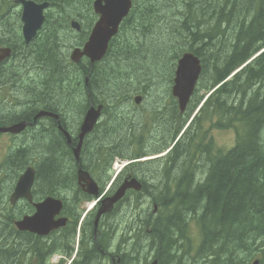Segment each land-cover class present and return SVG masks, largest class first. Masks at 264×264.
I'll return each instance as SVG.
<instances>
[{
  "label": "trees",
  "instance_id": "trees-1",
  "mask_svg": "<svg viewBox=\"0 0 264 264\" xmlns=\"http://www.w3.org/2000/svg\"><path fill=\"white\" fill-rule=\"evenodd\" d=\"M47 1L64 9L60 17L68 20L78 18L82 9L88 12L91 3V0ZM133 1L134 7L121 27V34L112 40L101 62L91 64L83 59L77 66L68 63L75 70L72 79L69 67H64L63 63V49L71 39L69 23H53L48 13L39 38L29 46L21 42L25 48H19L11 37L17 30L15 23L7 25L1 14L0 47L12 46L14 51L9 67L1 69L4 73L1 87L11 88L4 99L27 106L23 109L26 113L18 114L16 121L29 120L42 107L52 111V108L71 105L56 106L52 101L56 96L77 102L82 84L85 96L91 95L92 89L101 97L94 104L114 106L135 94L150 96L148 92L154 98L165 99L172 97L177 61L187 52L195 54L202 63V72L194 94L185 113L178 111L177 104L167 110L172 121H164L161 132L152 133L156 140L155 150L146 154L139 144L140 139L153 137L149 130L141 134L132 125L131 114L119 119L121 112H114V108L107 115L116 120L114 131L117 135L110 138L104 132L105 137L96 135L95 138H100L108 149L105 151L110 158L108 169L116 157L138 160L148 154L161 153L172 145L203 102L169 155L157 161H162L167 170L171 162H188L191 172L205 162L211 166V180L191 185L188 190L181 188L179 197L154 199L160 213L163 212L158 219L152 214L145 216L142 232L147 247L156 248L160 264L188 261L194 264L202 259L206 264H244L262 250L264 243V0ZM5 5L7 10L15 8L14 0H0V6ZM217 10L220 11L219 20L215 21L213 14ZM131 18L136 21H130ZM92 27L90 23L83 25L78 45L86 40ZM71 48L73 46L69 45ZM3 89L0 96L5 92ZM165 112L157 109L153 113L161 119ZM104 122L97 129L108 123ZM154 122L161 121L154 119ZM129 127L128 138L125 135L117 138ZM216 129L237 132L238 142L229 152L219 153L215 149L209 134ZM112 139L118 141L117 147ZM42 149L36 145L32 150ZM94 152L95 166L90 170L96 171L92 172L94 176L102 177L104 171L99 173L101 162L97 157L100 148ZM21 154L8 155L7 161L0 166L4 178L24 169ZM62 162L54 159L49 165L39 167L36 179L42 192L57 194L59 187L69 186L64 177H70L71 173H67ZM14 164L22 165L16 167ZM154 166L158 164L149 161L143 168L156 173L159 168ZM135 170L136 164H132L119 176L130 173L136 177ZM5 192L0 184V204ZM151 204L146 207L152 209ZM184 211L191 221L196 220L201 226L203 241L194 257L189 252L191 245L187 254L182 252L187 241V227L180 223ZM7 217L8 213L0 206V264H9Z\"/></svg>",
  "mask_w": 264,
  "mask_h": 264
},
{
  "label": "flooded vegetation",
  "instance_id": "flooded-vegetation-1",
  "mask_svg": "<svg viewBox=\"0 0 264 264\" xmlns=\"http://www.w3.org/2000/svg\"><path fill=\"white\" fill-rule=\"evenodd\" d=\"M96 0H91L89 3V11L85 12L84 9L81 10L78 18L68 20L61 14L64 13V10L59 15H54L52 17V3L47 0H42L39 3H49V7L44 11L45 20L42 26V29L38 31L37 36L32 40V42L25 44L23 38V21H22V12L21 15L15 16L14 21L11 20L13 16H7L3 14L2 20L10 25L11 22L15 23L14 26L19 22V28L21 32V38L17 42L19 48H25V46L31 45L37 37L39 38L42 30L45 28L47 15L51 14L50 20L53 23H62L67 22L70 24L69 30H73L77 35H80L81 29L77 30L72 27L71 22L73 20L78 21L81 25L90 23L95 24L99 15L94 11V4ZM23 11V8H21ZM1 15V11H0ZM18 21V22H17ZM130 21L135 22V18H131ZM123 24V22H122ZM121 24V26H122ZM12 37V36H11ZM22 40V41H21ZM24 45L20 44L21 42ZM111 43V42H110ZM85 45H75V48H84ZM11 48V55H13L12 46H1V49ZM63 63L69 65H79L83 59L82 58L77 64L71 60V53L64 50ZM69 59H68V57ZM10 59H6L0 63V79L4 77L3 68L9 67ZM91 64V59H88ZM16 67V66H15ZM75 67V66H74ZM2 82L0 81V93L3 89L1 87ZM5 90L4 94L0 96V101L2 100L5 106L8 107V110L4 113H0V128H12L18 126L19 124L26 123V128L22 130L21 133L15 134L10 132L2 133L0 136H16L20 140L18 147L8 155L15 154L16 152H21L24 156L23 168L31 166L36 171V177L34 178L33 186V200L32 202L27 199H21L15 203L10 201L16 184L13 186L9 198L6 199L7 203V213H8V222H9V231H8V254L9 255V264H160L159 259L156 258L157 251L154 249L152 255L147 262H143V232H142V208H141V197L147 196L148 199L154 200L160 197H164L166 193H169L173 196L179 197V190L190 188L191 185L195 184H204L211 180L208 176V167L206 163L199 164V167H195L193 172L189 169V163L184 161L171 162L167 170L166 166L161 162L160 168L157 172H150L151 174L141 175V169L139 174V169L137 174L140 175L139 181L143 183L142 192H135L132 188L128 190L126 196L121 199L118 203L115 204L112 211L105 213L98 220V214L100 209L103 206L105 199L112 197L116 191L125 183L132 179L130 175L119 176L114 181L113 185L108 193L99 198L100 194V183L103 181L101 177L91 176V178L98 184L97 193H91L89 190V180L86 177H80V170H84L87 173H92L93 169L90 170L95 162V149L100 148V154H97L99 161L101 163L99 167V173L105 171L108 175L107 168L109 159L105 156L106 148L104 142L100 138L96 139V135L100 131H104L106 135L110 138L116 136L117 132L111 128L100 127L99 129H94V131L88 134L83 142L82 150L80 151V158L76 156L74 150L79 144V135L84 125V118L86 113L76 115L73 112V107H56L52 108L53 110H47L42 107L40 111L31 116L29 120L16 121L18 114H25L26 112L23 109H27V106L21 103H10L8 100L4 99L5 94L11 92V88L3 89ZM11 97V96H10ZM59 101L52 100L56 106H62L64 103H71L68 97L56 96ZM86 102L90 104L92 101V96L89 94L85 96ZM13 100V98H11ZM152 101H160V106L150 107V109H160V110H171L172 105L176 100L174 98H160V99H151ZM14 101V100H13ZM62 101V103H60ZM84 102V103H86ZM60 103V104H59ZM86 103V104H87ZM140 106H135L134 108L140 109L142 111L145 109ZM20 109V110H17ZM86 109V107H85ZM47 113L49 115H43L42 117L35 119V117L40 113ZM127 110H125V113ZM70 114V115H69ZM102 120L98 125L102 124ZM149 119H145L142 123L137 125L140 132L150 130L151 123ZM63 129L67 131L70 136V150L71 157L67 158V148L69 138L66 133L63 132ZM264 129V126H263ZM7 134V135H6ZM31 135L36 138L32 139ZM22 138V139H21ZM41 141V146L43 149L41 151L35 150L37 139ZM34 140V141H32ZM113 140V139H112ZM238 140V137H237ZM115 147L118 146L117 142L113 140ZM31 143V144H29ZM147 143L146 147L150 145H155V137L148 139L147 141L140 139L139 144L144 145ZM237 143V141H236ZM69 145V144H68ZM39 146V145H38ZM139 153H143V150H136ZM7 155V156H8ZM37 156L34 159L31 156ZM30 157V158H29ZM63 161V166L68 167L66 171L71 173V176H65L64 181L76 183V189L81 190L78 192L72 187H66L70 192H61L60 190L66 189L65 187H59L57 194H47L42 192L43 188L39 186L37 178V173L39 167H44L49 165L52 160ZM67 160L70 161V164L67 163ZM7 161V160H6ZM16 165V164H14ZM22 165V164H21ZM21 165H16L17 167ZM77 169L76 176L74 175V170ZM96 172V171H94ZM93 172V173H94ZM106 175V177H108ZM19 178V177H18ZM154 179V182L151 181ZM17 180V179H16ZM18 181V180H17ZM63 181V182H64ZM81 182V183H80ZM36 183V185H35ZM149 184H152V188L149 187ZM177 185H181L178 187ZM142 193V194H141ZM48 197L56 198L61 200L63 203V208L61 213L57 215L55 220L64 218L67 220L64 227H60L57 230L50 232L48 235L43 236L37 233H32L28 231L17 230V223L29 216H34L37 212V206L39 203L45 201ZM99 198V200H97ZM96 203L93 204V201ZM158 210V209H157ZM133 212V213H131ZM157 215V211H155ZM184 214H187V211H184ZM185 217L180 220V223L184 224ZM179 223V222H178ZM151 263H150V261ZM264 262V259H263Z\"/></svg>",
  "mask_w": 264,
  "mask_h": 264
},
{
  "label": "water",
  "instance_id": "water-1",
  "mask_svg": "<svg viewBox=\"0 0 264 264\" xmlns=\"http://www.w3.org/2000/svg\"><path fill=\"white\" fill-rule=\"evenodd\" d=\"M131 0H96L94 3V8L96 13L99 14V21L92 28L89 40L86 42L83 49L77 48L71 53V59L76 63L81 60L82 57L86 56L91 59V61L98 62L101 61L108 50L109 42L118 32V27L122 23L124 17L129 14L132 7ZM15 4L22 5V21L24 23L23 33L26 44L31 42L38 33V30L42 28L44 24V11L49 7V3L39 4L34 1L28 0H16ZM72 27L80 30V25L77 22L72 23ZM11 50L4 49L0 51V62L10 56ZM202 72L201 61L193 53H185L182 58L178 61V66L176 70L175 84L173 87V95L179 100L180 112L184 113L190 102L194 90L196 88ZM142 100L141 97L136 98V102L139 104ZM102 107L98 109L92 107L88 113L85 123L82 127L81 137L90 132L95 125L99 114L101 113ZM43 115H49L47 113L38 114L35 119L42 117ZM26 128V123L19 124L12 128H0L2 133H21L23 129ZM80 151V146L75 152L78 155ZM80 177H86L89 180V191L98 195L97 185L92 181L86 173L80 172ZM36 177V171L33 167H28L25 172L20 177L15 191L11 197V202L15 203L21 199H28L32 201V191L34 185V178ZM135 189L140 191L142 184L133 179L131 181L125 182V184L120 187L116 194L107 199L98 213V219L104 213L111 211L118 201L122 199L128 189ZM61 201H57L53 198H48L43 203L37 206V213L32 217H26L22 221L17 223L20 231H30L33 233H38L40 235H47L49 232L58 229L66 224V219H58L55 221V216L58 215L62 210ZM258 264V262H254Z\"/></svg>",
  "mask_w": 264,
  "mask_h": 264
},
{
  "label": "rangeland",
  "instance_id": "rangeland-1",
  "mask_svg": "<svg viewBox=\"0 0 264 264\" xmlns=\"http://www.w3.org/2000/svg\"><path fill=\"white\" fill-rule=\"evenodd\" d=\"M52 10H53V14H52V17H53L54 15L61 14L64 9L60 8L59 6H55L54 5V6H52ZM0 11H2L1 14H5L7 16H13L11 20L14 21L13 18H15V16L21 15L22 9H21V7L16 6L12 10H7L6 5H5L3 7L0 6ZM219 12L220 11L217 10V12H215V14H213L215 16L213 18V20L217 21V18L219 20ZM52 17H50V18H52ZM18 25H19V22L15 26V28L17 30H15L14 33L12 34V39L14 41H17L19 38H21V32H20V28H19ZM69 33L71 35V39H68L66 41V42H68V47H65L64 48V50H66L68 52L67 54H69V53L72 52V50L75 48V45H77L78 44V41L81 39V34L80 35H77L73 30H69ZM69 45H72L73 48L69 49ZM68 59H69V57H68ZM74 73H75V70L74 69H70V77H71L70 79L74 78L73 77V74ZM83 90H84V86L82 84L80 98L78 99L77 102H71V103H69L71 105H68L69 107H73V112L76 115H78V116H79V114H81L82 111L85 114L86 113V110H87V109H85V106H87L88 103L86 102L85 93H84ZM162 93H164V95H165V90L162 91ZM170 93H172V90H171ZM148 94H150V96L147 95L143 100H141V101H143L141 107L145 108L143 111H142V108H141V110L140 109H137V108H134L135 106H137L136 101H135L136 98H138V97H141L142 98L144 96V94H141V93L135 94L132 98H128V100L127 99L121 100V101H119V104L118 105H114L112 107H115V111L114 112H121L120 115H119V119L124 118L123 115H125V114H126V116H129L128 113L131 114L129 116V118L133 121V124L132 125L135 126V130H138V128H137L138 126L137 125H139L140 123H142L145 119H150V121H151V127H150L149 132L154 137V135L152 133H155V135L158 134V133H160L161 132V128L163 126L162 124H164V121L165 122L166 121L171 122L172 121V116H171L170 113L167 112V110H165L166 112L161 115V117H162L161 119L156 118L154 116V113L153 112L155 110H157V108L150 109V110H149V108L151 106L152 107L157 106V104L160 102V101H152L151 99H160V98H154V97H152L150 92H148ZM91 95H92V99L93 100H97L98 101L101 98V97L99 98V96H96L95 93L92 91V89H91ZM160 96H161V94H160ZM105 97L108 98V96H106V95H105ZM54 100L59 101V99L56 98V97L54 98ZM107 100H111V99H107ZM84 102H86L87 104L84 103ZM60 103H62V101ZM0 104H1L0 105V108L3 109V107H2L3 106L2 105L3 104V101L2 100L0 101ZM124 104H127V106H125ZM109 106H111V105H109ZM174 106L175 105H172V107H174ZM1 109H0V113H4L5 111H2ZM65 109L68 112V110H67L66 107H65ZM17 110H20V109H17ZM125 110H127L126 113H125ZM154 119L160 120L161 122L160 123H157V122H154L153 123V120ZM101 120L103 121L102 124L103 123H106L104 121H107L108 122L103 127H107V128L112 127V129L115 130L114 129L115 128L114 125L116 123V120H111L110 118H107L105 115L102 117ZM128 131L131 132V127L126 128V129H123L122 132H121V135H118L117 138H121V136H124V135L126 136V138H128ZM234 133L235 132L233 130L216 131V132L213 131L211 135L213 136L214 144H215V147H217V150H220L223 153L229 151L235 145V142H236V137H235V134ZM97 135H102L103 137H105L104 136V131H100ZM31 138L36 140V138L33 137L32 135H31ZM117 138H114V139L117 140ZM32 141H34V140H32ZM19 142H20V140L14 138L13 136H8V137H6V136H0V166L4 162H6V160H7V157L6 156L10 152L14 151L16 149V147H18V144L20 145ZM35 142H36V145L37 146L38 145L41 146V141L40 140H37ZM29 144H31V143H29ZM146 144L141 145L142 149L145 150L146 154L149 153V152H151V151H153V150H155L156 144L155 145H150V147L149 146L146 147ZM66 148H67V158H70L71 157L70 145L66 144ZM136 150H139V149H135L134 151H136ZM149 156H151V155H149ZM35 157H37V156L36 155L35 156H31V158L33 159V162L35 160L34 159ZM23 160H25L24 159V156H23ZM122 160L123 159H121V161ZM156 160H161V158L160 157L159 158H156L155 161ZM125 161H128V160H125ZM61 162H62V160H61ZM157 162H159V161H157ZM67 163L70 164V161L67 160ZM159 163H161V162H159ZM65 168L68 169V167H66V166H65ZM140 169H141V175L148 176V175L151 174L150 173V170L147 169V168L146 169L140 168ZM22 171H19L18 174L9 175L6 178H4V175L0 174V184L2 186H4L5 191H6L5 192V195H2V199H1L0 206L6 212H7V203H6V199L5 198H9V195H10L9 192H11L10 191L11 190V186L15 184L16 179L18 177H20ZM76 173H77V169L74 170V175L73 176H76ZM139 173H140V170H139ZM90 174H92V173H90ZM210 174H211V172H210ZM106 175L107 174L104 171V175L102 177L101 176H97V177H101L102 180H103L101 182L102 188L100 190L102 194H106L110 190V189H108L106 187H108L110 185L112 179L114 178L113 175H115V174L112 171H111V173H109L108 176H112V179L109 182V185H108V177H106ZM151 182L153 183L154 182V179ZM66 185H69V186H66V187H72L75 190H77L78 192H81V190L76 189V186L77 185H76V183L74 181L68 182V183H66ZM60 191L61 192H70L69 190H67V188L66 189H62ZM140 200L142 202L141 203L142 219L144 220V217L146 216V212H145L146 209H147L146 206L148 204H151V201H150V199H148L147 196H143V195H142V197H141ZM131 213H133V212H131ZM133 215H134V213H133ZM187 235L189 236V238H190V240L192 242V246H191L192 247V255H195L196 254V249L198 248V246H200L201 241H202V234L199 233V229H198V227H197V225H196L195 222H193V223L190 224ZM143 246L144 247H147V242L144 241L143 242ZM183 250L185 252H187V248H183ZM149 252H150V249L146 248V253L149 254ZM263 259H264V243L262 245V250L258 253V255L254 256L253 258H251L248 262H246L244 264H253L255 261H258V260H260V263L259 264H264ZM150 263H151V261H150ZM187 264H191L190 261H188ZM194 264H206V262H205V260L202 259L200 261L195 262Z\"/></svg>",
  "mask_w": 264,
  "mask_h": 264
},
{
  "label": "bare ground",
  "instance_id": "bare-ground-1",
  "mask_svg": "<svg viewBox=\"0 0 264 264\" xmlns=\"http://www.w3.org/2000/svg\"><path fill=\"white\" fill-rule=\"evenodd\" d=\"M52 14H53V10H52ZM44 17H45V15H44ZM125 21H123V23H124ZM122 26H123V24H122ZM121 25H120V27H118L119 29H118V32H117V34L113 37V39L114 38H116V37H118L120 34H121V32H122V27ZM23 27H24V23H23ZM42 29V28H41ZM41 29H39V30H41ZM38 30V31H39ZM130 30V29H129ZM146 31V30H145ZM38 34V33H37ZM37 36V35H36ZM35 36V37H36ZM128 36H129V32H128ZM23 38H24V33H23ZM113 39H111L110 40V42H112V40ZM24 40H25V38H24ZM26 42V41H25ZM32 42V41H31ZM30 43V42H29ZM26 44V43H25ZM4 49H10V50H12L11 48H4ZM4 49H1V50H4ZM80 49H82V48H80ZM0 50V51H1ZM187 53H190V52H187ZM11 55V54H10ZM184 55V54H183ZM85 58H88V57H86V56H84ZM84 57H82V58H84ZM9 58H11L10 56H8L6 59H9ZM81 58V59H82ZM182 58V57H181ZM180 58V59H181ZM6 59H4V60H2L0 63H2L3 61H5ZM88 59H90V58H88ZM88 59H86V60H88ZM179 59V60H180ZM72 60V59H71ZM178 60V61H179ZM73 61V60H72ZM102 61V60H101ZM101 61H98V62H101ZM177 61V62H178ZM73 62H75V61H73ZM76 63V62H75ZM78 63V62H77ZM76 63V64H77ZM97 63V62H96ZM66 67H69V69H74L73 67H71V66H69V65H65ZM64 66V67H65ZM177 66H178V63H177ZM177 66H176V70H177ZM175 74H176V71H175ZM174 74V75H175ZM175 78H176V75H175ZM175 78H174V84H175ZM86 81L87 82H89V78H87L86 79ZM174 86V85H173ZM196 86V85H195ZM196 89V88H195ZM172 91H173V89H172ZM195 91V90H194ZM194 94V93H193ZM146 96L144 95L143 97H142V100L145 98ZM141 101V100H140ZM71 102V101H70ZM91 102H93V103H91ZM90 102V104H87V106H86V115H88V113H89V111H90V109L92 108V107H94L95 109H98L100 106L102 107V110H101V113L99 114L100 116L98 117V119H97V121H96V123H95V125L93 126V129L90 131V132H88V133H86L85 135H84V137L82 138L81 137V134H82V130H81V133H80V135H79V144H78V146L76 147V149L74 150V152L73 153H75L77 150H78V148H79V146H80V151L82 150V145H83V142H84V140L83 139H85V137L88 135V134H90V133H92L93 131H94V129H97V126H98V123L101 121V119H102V117L105 115L107 118H109V115H107V113L109 112V111H111L112 110V108H114V110H115V107H112V105L111 106H109V105H105V104H99V103H96V104H94L95 102H97V100L96 101H94L93 99H92V101ZM142 102L143 101H141L139 104L136 102V104H137V106H140V105H142ZM1 105V104H0ZM3 106V109L2 110H8V107L7 106H5L6 104H2ZM125 106H127V104H124ZM86 115H84L85 116V118H84V123H85V120H86V118H87V116ZM82 128V127H81ZM63 132H65L66 133V135H67V137L69 138V142H68V144L70 145L71 144V139H70V136H69V134L67 133V131H64V129H63ZM14 138H18V137H16V136H13ZM21 144H24V143H21ZM20 144V145H21ZM80 151L78 152V155L76 154V156L78 157V158H80ZM157 154H159V153H157ZM157 154H154V155H157ZM149 155H145L143 158H146V157H148ZM153 156V155H152ZM116 158H118V157H116ZM143 158H140V159H138V160H143ZM157 161V160H156ZM80 172H83V173H86L87 175H88V177L89 178H91V176L93 175V174H89V173H87V172H85L84 170H80ZM79 172V173H80ZM94 176V175H93ZM93 178V177H92ZM34 182H35V180H34ZM81 183V182H80ZM35 185H36V183H35ZM98 185V184H97ZM109 185V184H108ZM107 185V186H108ZM34 186V185H33ZM99 187V186H98ZM101 188H102V186L100 185V190H101ZM107 188V187H106ZM119 189H120V187H119ZM118 189V190H119ZM117 190V191H118ZM116 191V192H117ZM218 191V190H217ZM49 198H52V197H49ZM53 199H56V198H53ZM32 200H33V196H32ZM57 200V199H56ZM59 200V199H58ZM57 200V201H58ZM59 201H61V200H59ZM62 202V201H61ZM60 202V203H61ZM62 207H63V203H62ZM220 221V220H219Z\"/></svg>",
  "mask_w": 264,
  "mask_h": 264
}]
</instances>
